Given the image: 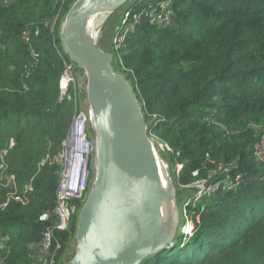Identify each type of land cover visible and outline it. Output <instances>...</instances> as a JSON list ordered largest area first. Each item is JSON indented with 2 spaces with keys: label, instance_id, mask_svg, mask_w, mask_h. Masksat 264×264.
<instances>
[{
  "label": "trees",
  "instance_id": "1",
  "mask_svg": "<svg viewBox=\"0 0 264 264\" xmlns=\"http://www.w3.org/2000/svg\"><path fill=\"white\" fill-rule=\"evenodd\" d=\"M71 1L0 0V264H35L48 224L38 216L55 205L61 167L42 160L61 152L75 114L55 40ZM122 33L119 66L182 164L178 183L219 163L240 175L186 207L199 217L192 237L142 264H264V0H138ZM74 222L57 232L62 251Z\"/></svg>",
  "mask_w": 264,
  "mask_h": 264
},
{
  "label": "water",
  "instance_id": "2",
  "mask_svg": "<svg viewBox=\"0 0 264 264\" xmlns=\"http://www.w3.org/2000/svg\"><path fill=\"white\" fill-rule=\"evenodd\" d=\"M138 0H72L56 40L79 77L77 104L90 142V178L57 264H142L193 236L171 153L152 134L112 39ZM118 18V19H117Z\"/></svg>",
  "mask_w": 264,
  "mask_h": 264
},
{
  "label": "built area",
  "instance_id": "3",
  "mask_svg": "<svg viewBox=\"0 0 264 264\" xmlns=\"http://www.w3.org/2000/svg\"><path fill=\"white\" fill-rule=\"evenodd\" d=\"M130 14L131 10L125 13L121 28L114 37V45L117 55L118 45L120 42H122L120 41L121 38L124 37L122 29L124 28ZM164 17L165 16L158 15L156 19L162 21ZM34 33L36 34L37 32L35 31ZM23 35L25 36L26 33L23 32ZM57 50L60 52L59 49ZM63 64L66 70L61 80L60 92L63 95L67 94V97L71 98V95L73 92H75V76L71 72V66L66 60H63ZM73 97L75 102V96ZM161 143L165 149L171 152L168 145L164 144L163 142ZM89 151L90 142L87 138L84 118H82L78 112L75 102V114L71 122L69 133L66 139L62 142L61 152H59L56 157L53 158V160L49 156L42 160V163L45 161L55 162L61 165V168L59 173V181L56 188L55 205L51 211L41 212L38 216L39 221L47 222L48 224L42 233L40 242L30 246L31 249L34 250L32 257L35 259V264H57L59 254L63 248V242L60 236H57V232H65L70 230V221H72L74 213L79 206V201L83 198L84 193L86 192L87 184L90 178ZM254 153L256 158H258V155H260V160L264 161V159H262V154L264 153V136L260 137L254 144ZM3 166L4 161L3 158H1L0 169H2ZM174 166L176 169V175H178L182 169V164L175 162ZM223 166H221V163L216 166V171L219 172H217L215 175L206 174V176H199L198 170L192 171V175L197 177L196 181H204L205 178H207L206 187L200 186L198 188L196 184H194L195 181L193 183L190 182L189 184L181 185L184 188H194L192 196L187 199V205L183 209L185 222L188 225H191L192 228L194 223L199 222V217L198 214H196L195 217L189 215L186 209L188 205L195 206L196 201L199 198H202L203 196H209L220 188L234 189L237 187L240 181V175L235 174L234 176H231L229 166ZM219 173L223 174V176H218ZM30 189L31 187L27 185L24 191L26 192ZM11 198L24 202L23 198L16 195V193L12 194ZM8 200L9 199H7L1 207L6 206V202H8ZM194 231L195 230L193 229V233Z\"/></svg>",
  "mask_w": 264,
  "mask_h": 264
},
{
  "label": "rangeland",
  "instance_id": "4",
  "mask_svg": "<svg viewBox=\"0 0 264 264\" xmlns=\"http://www.w3.org/2000/svg\"><path fill=\"white\" fill-rule=\"evenodd\" d=\"M57 19V17L54 19V21ZM118 19V18H117ZM59 21H60V18H59V20H58V24H59ZM122 25V24H121ZM121 25L119 26V27H121ZM58 26V25H57ZM123 30V29H122ZM123 39H124V37H122L121 38V40L120 41H123ZM113 40V39H112ZM119 64V63H118ZM75 76V75H74ZM78 85H79V77L76 75L75 76V84H74V90H75V92H73V94L71 95V97H73V96H75V102H76V108H77V110H78V104H77V93H78ZM75 94V95H74ZM66 97L68 96L67 94L65 95ZM73 99H74V97H73ZM79 112V111H78ZM146 118H147V116H146ZM171 150V149H170ZM165 152H168V150L166 149V150H164ZM172 151V150H171ZM171 153V152H170ZM256 159H261V157H260V155H258V158H256ZM262 159H264V153L262 154ZM173 163H175L174 161H173ZM218 164H216L215 165V167H211V168H207V169H205V172H206V174L207 175H215L217 172H219V171H216V166H217ZM61 166V165H60ZM221 166H223L222 164H221ZM224 167V166H223ZM217 170H219V169H217ZM176 172V171H175ZM219 174H221V173H219ZM218 174V175H219ZM192 175V174H191ZM176 178V182H177V186L180 188V189H183L184 191H186V190H189V189H191L192 191H194V188L193 187H190V188H184L183 186H181V185H183V184H180V183H178V181H177V176L175 177ZM196 178L197 177H195V176H193L192 175V183L194 182V184H196V186L199 188L200 186H207V178H205V180L204 181H201V180H199V181H196ZM195 187V186H194ZM187 205V200H186V202H185V204L183 205L184 207H183V209L185 208V206ZM185 217V216H184ZM72 221H70V223H71Z\"/></svg>",
  "mask_w": 264,
  "mask_h": 264
},
{
  "label": "bare ground",
  "instance_id": "5",
  "mask_svg": "<svg viewBox=\"0 0 264 264\" xmlns=\"http://www.w3.org/2000/svg\"><path fill=\"white\" fill-rule=\"evenodd\" d=\"M112 46L114 47V50L116 49L115 48V45H114V38H113V40H112ZM118 63V62H117ZM163 150H166V149H163Z\"/></svg>",
  "mask_w": 264,
  "mask_h": 264
},
{
  "label": "clouds",
  "instance_id": "6",
  "mask_svg": "<svg viewBox=\"0 0 264 264\" xmlns=\"http://www.w3.org/2000/svg\"><path fill=\"white\" fill-rule=\"evenodd\" d=\"M56 40V39H55ZM117 57H118V55H117ZM71 66V65H70ZM195 232V231H194Z\"/></svg>",
  "mask_w": 264,
  "mask_h": 264
}]
</instances>
